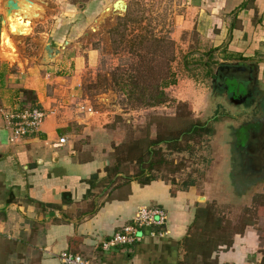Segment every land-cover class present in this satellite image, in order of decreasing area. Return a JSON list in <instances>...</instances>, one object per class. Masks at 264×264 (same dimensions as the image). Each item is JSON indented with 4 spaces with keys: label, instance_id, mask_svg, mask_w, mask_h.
<instances>
[{
    "label": "crops",
    "instance_id": "obj_1",
    "mask_svg": "<svg viewBox=\"0 0 264 264\" xmlns=\"http://www.w3.org/2000/svg\"><path fill=\"white\" fill-rule=\"evenodd\" d=\"M6 1L0 0V151L4 153L0 160L4 179L0 254L6 250L5 264H61L58 255L62 252L86 257L93 264H178L193 207L208 200L201 202L202 196L191 189L173 195L172 186L163 181L147 186L132 182L124 187L121 197L116 198L120 187L112 200L102 205L107 197L99 181L106 177L104 162L110 149L104 144L100 149L98 146L104 142L100 138L106 135L104 126L111 119L107 114L100 117L95 110L93 114L84 112L75 103L82 68L93 65L99 57L97 50L84 49L83 39L103 11L118 0H89L85 6L68 0H34L36 9L31 7L28 12L35 9L38 17L31 21L23 19V9L7 19ZM182 1L181 27L196 29L204 43L215 49L211 53L228 55L216 68L214 78L225 70L249 77H234L244 83L238 86L240 94L247 95V88L253 89L246 97L222 82L234 95L232 103L253 110V119L235 134L240 159L237 166L241 172H248L241 157L248 144H257L256 155L246 157L251 169L256 162L264 164V0ZM21 28L25 30L23 36L18 33ZM50 40L51 47L61 54L46 64L45 47ZM23 90L35 93L39 107L49 117L37 134L12 141L6 113L26 104ZM210 99L215 103L212 95ZM234 120L232 117L225 126H238ZM93 152L104 155V160L93 157ZM259 184L239 189L234 200L252 204L255 194H264V177ZM93 204L96 209L91 214ZM158 205L169 213L168 224L160 227L163 231L159 227L144 230L145 238L134 247L103 251L99 246L102 239L121 231L140 208ZM258 245L255 231L248 227L244 234L234 237L232 247L215 252L214 259L219 264H262L258 263L261 254L256 257Z\"/></svg>",
    "mask_w": 264,
    "mask_h": 264
},
{
    "label": "rangeland",
    "instance_id": "obj_2",
    "mask_svg": "<svg viewBox=\"0 0 264 264\" xmlns=\"http://www.w3.org/2000/svg\"><path fill=\"white\" fill-rule=\"evenodd\" d=\"M88 1L68 0L69 3L83 6ZM124 1L128 4L126 13L107 17L95 31L92 30L96 25L94 22L83 39L86 44L84 49L97 50L99 57L93 65L86 63V68H82L80 94L75 103L78 107L83 104L91 107V110L101 113L100 117L107 114L111 120L104 128L113 127L117 136L120 134L116 141L124 140L127 143L145 138L148 131L155 136L160 132L183 129L194 121L208 122L213 134L190 144L184 142V152L169 155L170 165L163 168L161 176L175 181L173 186L176 189L186 188L194 180L195 184L188 188L195 190L198 196L206 198L205 201L216 202L220 205L219 210L226 209L242 215L238 219L235 216L236 223L225 231H207L205 224H198L192 232L197 240L206 238L218 240L219 243L225 242L235 233L241 232L246 225L250 226L257 235L259 245L256 257L258 253L261 254L258 263H262L264 194H255L247 211L244 207L247 204H241V201L237 203L234 199L238 189L249 184L260 185L264 177V164L256 162L255 168L250 169L253 171L248 172H241L237 166L236 135L240 133L238 129L253 119V110L245 105L240 107L232 103L234 95L232 97L223 88L224 85L219 87L214 78L216 68L227 61L223 58L228 55L221 57L216 51L211 53L215 49L204 43L202 35L196 29L181 27L184 13L182 0ZM114 74L122 75L126 80L130 77L138 81L139 90L135 89L136 94L132 100L113 85ZM224 80L225 87L232 91L244 84L232 77ZM130 89L131 86L127 91ZM142 90H146L145 95H141ZM156 90L164 92L166 100L163 104L150 107L146 104L150 91L153 93ZM209 95H212L215 103H212ZM95 111L93 112L96 113ZM232 117H235L233 123L238 126H225ZM215 123L219 126H215ZM105 137L100 138V142ZM103 144L108 146L104 140L99 144V149ZM109 149L106 160L110 158L112 161L113 150L111 146ZM94 152L93 157L104 160V155L97 156ZM0 183L2 192L4 179L1 175ZM120 189L116 198L121 197L126 188L121 186ZM109 192H112L111 189ZM114 196L113 193L111 197ZM104 240H101L99 246ZM5 252L3 250L0 254V264H5ZM191 261L192 258L189 263Z\"/></svg>",
    "mask_w": 264,
    "mask_h": 264
},
{
    "label": "trees",
    "instance_id": "obj_3",
    "mask_svg": "<svg viewBox=\"0 0 264 264\" xmlns=\"http://www.w3.org/2000/svg\"><path fill=\"white\" fill-rule=\"evenodd\" d=\"M112 80L113 85L120 88L119 90L124 92L125 95L131 100L136 94L135 89L139 90V83L137 80H134V78L129 77L126 80L122 75L114 74ZM130 86L132 89L127 91V88ZM23 94L25 101H27L29 105L40 108L37 102V97L33 91L23 90ZM145 94L146 90H142L141 95ZM165 100V93L156 90V92L153 93L150 91L147 103L145 101L142 102L148 104L150 107H155L157 105L163 104ZM105 132L106 137L104 140L107 142L109 147L111 146L113 150V159L111 161L109 158L105 161L106 177L99 181V184H102L104 189L103 191L106 192L104 196L107 197V199L102 202V205L112 200L111 195L116 191L117 188H120L121 186L126 187L132 182H136L140 186H147L155 181H163L172 186L173 195H176L178 191H188L195 184L194 180L189 184V186H191L190 188H188V186L186 188L176 189L173 186L175 181L170 180L166 176H161L163 168L170 165L169 155L174 153L182 154L184 152V142L190 144L191 142H196V140L201 139L204 136L213 134V130L208 122L201 121L191 122L185 128L177 131L160 132L155 136L151 135V133L148 131L145 134V138L138 139L139 141L134 139V143H127L124 140L116 141L118 138H120V134L117 136V132H114L113 127H106ZM190 146L191 145H188V147ZM93 179L98 180V176L94 175ZM109 189H111L112 192L108 193L107 190ZM66 196H69V194ZM125 196H127V194ZM10 201L11 199L9 197L7 203ZM148 207L159 208L166 212L167 223L164 226H160L166 227L169 220L168 211L159 205ZM244 207L246 208L245 211H247L250 208V204H247ZM91 208H93V212L91 214H94L96 209L95 204L91 205ZM193 208V219L188 229V235L181 243L182 259L178 262V264H219L217 260L214 259L215 252H217L221 247H232L234 237L236 235L244 234L246 229L250 226L246 225L241 232L235 233L228 241L225 242L219 243L218 240L206 238L197 240V237L194 236L192 232L195 230L194 228H196L198 224L200 226L205 224L204 227L207 229V231H213L214 229L215 231H225L228 230V228H232V226L236 223L234 218L235 216H238V219L242 215H239L238 212L235 213V211L231 213L226 209L219 210L220 205L210 200L202 204L197 203ZM134 217L128 224L133 221ZM149 229L150 228L145 230ZM163 230L164 228H160V231ZM141 242L134 243L132 245H118L115 248L119 249L134 247ZM191 258L192 263H189ZM262 258V264H264V257Z\"/></svg>",
    "mask_w": 264,
    "mask_h": 264
},
{
    "label": "built area",
    "instance_id": "obj_4",
    "mask_svg": "<svg viewBox=\"0 0 264 264\" xmlns=\"http://www.w3.org/2000/svg\"><path fill=\"white\" fill-rule=\"evenodd\" d=\"M84 112L92 114L94 110L83 104L79 106ZM48 113L41 108L23 104L18 111L6 113V119L12 133V141L22 137L37 134L43 122L48 118ZM61 144L65 139H60ZM167 223V214L159 208L142 207L136 213L133 221L126 225L121 231L116 232L108 240H104L101 248L109 251L118 245H132L141 242L145 236L143 231L148 228L164 226ZM61 264H93L87 258L62 252L59 255Z\"/></svg>",
    "mask_w": 264,
    "mask_h": 264
},
{
    "label": "water",
    "instance_id": "obj_5",
    "mask_svg": "<svg viewBox=\"0 0 264 264\" xmlns=\"http://www.w3.org/2000/svg\"><path fill=\"white\" fill-rule=\"evenodd\" d=\"M30 7H34V8L36 7L34 0H7L6 18L8 19V17H10L13 13H17L22 9H27ZM35 9L33 10V13L31 12L32 15L30 16V21L33 18L38 17L37 12H34ZM127 9H128V5L124 0H118L114 2L110 7H107L103 11L101 17L96 21V25L92 28V30L93 31L97 30L99 28V25L102 24L103 20H105L107 17L112 16L114 14L123 15L124 13H126ZM25 18L27 17L25 16ZM23 31L24 30H22V32H20L19 35L23 36ZM50 44H51V40L48 42V45L45 47L46 59L44 60V63L46 64L54 62L56 57H58L61 54V50L52 48ZM217 78H218V73H217ZM3 155L4 153L0 151V160L3 158ZM205 200L206 199L204 197L200 198L201 202H204Z\"/></svg>",
    "mask_w": 264,
    "mask_h": 264
},
{
    "label": "flooded vegetation",
    "instance_id": "obj_6",
    "mask_svg": "<svg viewBox=\"0 0 264 264\" xmlns=\"http://www.w3.org/2000/svg\"><path fill=\"white\" fill-rule=\"evenodd\" d=\"M238 74H236V72L235 71H223L222 73H218V78H216L217 79V82H218V86L219 87H221L220 85L222 84V82H224V78H227V77H232V78H234V77H242V79L243 80H247V79H249V77L247 76V75H245V76H243V75H240V76H237ZM240 80V79H239ZM224 84V83H223ZM223 88H225V87H223ZM236 90H238L239 91V94L240 93H242V90H241V87L239 88V87H237V89ZM247 95L248 94H250V93H253V89L252 88H247ZM235 94H237L236 92H235ZM243 95V97H246L247 95H245V94H240V97ZM255 145H257V144H248L247 146H246V148H245V153L244 152H242V154H241V157L242 156H244V158H245V160H242V161H244V162H242V163H244V165L246 166V168H244V170H246L247 169V171L248 170H250L251 169V163H250V160H249V158H248V160H247V156L248 155H250V153L252 154V155H256L255 153H254V151H255ZM262 145V144H261ZM262 152V151H261ZM261 152H257V153H261ZM243 158V157H242ZM237 160L239 161L240 159L238 158V156H237ZM239 190V189H238ZM241 190V189H240ZM236 195H238V192H236L235 193Z\"/></svg>",
    "mask_w": 264,
    "mask_h": 264
},
{
    "label": "bare ground",
    "instance_id": "obj_7",
    "mask_svg": "<svg viewBox=\"0 0 264 264\" xmlns=\"http://www.w3.org/2000/svg\"><path fill=\"white\" fill-rule=\"evenodd\" d=\"M32 8H33V7H32ZM30 9H31V7H30V8H27V9H23V10L26 11L25 15L22 16L23 19H30V13L28 12V11H30ZM23 10H22V11H23ZM31 10H32V9H31ZM20 12H21V11L17 12L16 15H19ZM13 16H14V15H13ZM25 16H26L27 18H25ZM11 18H12V17H11ZM12 25H13V24H12ZM12 25H11V26H12ZM22 30H24V28H21V30H18V33L20 34V32H22ZM24 31H25V30H24ZM24 31H23V32H24Z\"/></svg>",
    "mask_w": 264,
    "mask_h": 264
}]
</instances>
